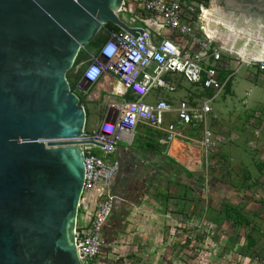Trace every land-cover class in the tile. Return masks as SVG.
<instances>
[{"label":"water","instance_id":"obj_1","mask_svg":"<svg viewBox=\"0 0 264 264\" xmlns=\"http://www.w3.org/2000/svg\"><path fill=\"white\" fill-rule=\"evenodd\" d=\"M122 2L0 0V264H80L73 232L88 142L66 73L105 24L142 35L119 19ZM238 2L264 25V0Z\"/></svg>","mask_w":264,"mask_h":264},{"label":"rangeland","instance_id":"obj_2","mask_svg":"<svg viewBox=\"0 0 264 264\" xmlns=\"http://www.w3.org/2000/svg\"><path fill=\"white\" fill-rule=\"evenodd\" d=\"M184 2L198 6L209 0ZM123 20L128 21L127 17ZM107 36L103 26L95 36L100 39L98 46L81 49L74 61L79 66L69 70L67 82L78 95L75 82L80 80V71ZM230 66L231 84L210 103L207 125L214 146L203 169L190 173L167 158L147 182L150 178L142 179L141 168L132 173L133 156L123 154L115 189L126 190L130 199L148 192L160 197L151 199L157 202L153 211L148 198L145 206L132 204L128 211L113 212L104 232L105 264H264V73L245 64ZM181 84L183 88L172 93L175 100L195 99L194 104H201L208 99L202 90L184 80ZM153 100V94L145 99ZM81 107L87 112L83 132L88 137L98 134L102 122L116 118L115 110L102 102L81 100ZM167 119L173 121V115ZM135 145L133 139L117 147L132 150ZM148 216L154 224L143 223ZM243 218L248 225L242 223ZM247 237L253 240L252 247Z\"/></svg>","mask_w":264,"mask_h":264},{"label":"built area","instance_id":"obj_3","mask_svg":"<svg viewBox=\"0 0 264 264\" xmlns=\"http://www.w3.org/2000/svg\"><path fill=\"white\" fill-rule=\"evenodd\" d=\"M197 9L199 13L184 0H123L119 19L129 28L141 29L142 35L137 33L134 38L121 29L109 32L97 54L80 71L77 91H83L81 82L91 87L103 76H109L121 87L113 96L124 99L130 93L135 97L133 101L109 103L115 110V120L102 122L97 135L81 137V142L88 143L80 144L84 180L73 232L80 264H105L103 234L117 198L111 184L120 168L118 160L112 157L120 141L131 143L139 124L164 132L167 143L181 140L199 145L207 163L214 146L213 133L207 125L212 111L210 103L227 87L232 75L219 79L216 66L222 60L221 49L205 33L203 8ZM167 31L177 39H184L187 47L164 36ZM253 65L264 73V61L247 66ZM167 75H177L186 83L211 92L212 96L201 104L181 101L175 108L164 99L146 103L144 99L152 91H174L165 80ZM171 115L173 121H168ZM193 130L198 131L200 138L190 135ZM93 190L97 192L95 196L90 194Z\"/></svg>","mask_w":264,"mask_h":264},{"label":"crops","instance_id":"obj_4","mask_svg":"<svg viewBox=\"0 0 264 264\" xmlns=\"http://www.w3.org/2000/svg\"><path fill=\"white\" fill-rule=\"evenodd\" d=\"M189 4H192L194 6V3ZM199 6L203 8V12L208 9L207 11H209L210 14L212 13L211 19L207 21H205L204 19L205 22L203 23V25L207 28L209 21V25L211 28H209L208 32L211 33L209 35L212 36L211 39L213 40V45L221 49L222 60L216 66L218 77L220 80H225L227 77L232 75V69L230 66L231 64H238L240 66L242 64H245L247 66L251 62L264 60V25L262 23V20H260L256 16L257 14L255 12H252L251 9H246L244 7L245 5L242 4V2H238V0H209L207 5L200 3L198 6H194L196 8V11H198L199 8L197 9V7ZM249 26H251V29L249 28ZM163 35L174 39L181 47H187L186 41L184 39H177L168 31ZM253 66L256 67L255 65ZM165 80L170 86L174 88V91H152L151 94H153L154 100L152 102H146L145 99L148 97L147 96L144 99L146 103H154L157 99H164L172 107L175 108L178 103L182 101H177L172 97V93H174L177 89L183 88L181 84V82L183 81L182 78L177 75H167L165 76ZM77 82L78 81L75 82V85ZM231 82L232 77L230 78L227 86L231 84ZM120 89V84L115 78L103 76L96 84L85 89L83 88V91H79V93L82 102H102L108 105L111 102H116L115 99H122L113 96L114 93L120 91ZM198 89L199 88H197V90ZM211 96L212 94L207 97L210 98ZM190 99H193V97H191ZM194 100L195 99L190 100L189 102H194ZM196 138H200V135H198V137ZM133 139L136 145L134 148H132V150L120 149L117 147V150L112 158L118 160V162L120 163V168L122 170L121 165H123V154L133 156V158L131 159L133 160L132 173L135 172L136 168H141L143 170L142 179L150 178L147 182H150L151 179H153L151 173L160 171L161 165L166 163L167 158L172 159L174 162L180 165L181 168L190 173L199 172L204 167L205 163L203 150L197 144H191L189 142L181 140L167 143L164 132L148 127L145 124L138 125L131 140L133 141ZM120 142L127 143L124 140ZM96 153L98 155H101L99 154V151H97ZM177 156L183 158L184 162L180 161ZM118 175L119 172L111 184V191L117 197L113 212L120 210L122 211V209L128 211V206H131L132 204H140L141 207L145 206L147 204L144 203V200L148 198H150V201L148 202L150 210L153 211L152 209H154V207H157V202L152 201L151 199L155 200L156 198L160 197L159 194L148 192L145 194L134 195L133 199H130L129 196L131 195H129L126 190L121 193L119 192V190L117 191L114 184L116 179L118 178ZM90 194L91 196H95L97 192L96 190H93L90 192ZM135 199L138 202L133 203ZM144 220L145 221L143 223H147V225L154 224L153 218L150 219L149 216L145 217ZM103 240L105 241L104 234Z\"/></svg>","mask_w":264,"mask_h":264},{"label":"trees","instance_id":"obj_5","mask_svg":"<svg viewBox=\"0 0 264 264\" xmlns=\"http://www.w3.org/2000/svg\"><path fill=\"white\" fill-rule=\"evenodd\" d=\"M104 28L108 31V33L109 32H119L120 30H119V28L118 27H116V26H114V25H112L111 23H107V24H105L104 25ZM107 38H108V36H107ZM106 38V39H107ZM100 43V39L99 38H94L87 46H90V47H96V46H98V44ZM76 65H78V64H74L73 65V67H72V69L76 66ZM70 71H68L67 73H66V78H67V75H68V73H69ZM80 77V76H79ZM68 81V80H67ZM69 87H70V90H71V92H73L74 94H76V96L78 97V99H79V105H81V97H80V95H78L75 91H73V89L71 88V86L69 85ZM202 92H206V94L208 95V96H210V94H212L211 92H208V91H202ZM124 100H126V101H133V100H135V97L132 95V94H130V93H128L127 95H125V97H124ZM85 114L87 115V112H86V110H85ZM190 135L191 136H194V137H198V131H196V130H193L191 133H190ZM227 208V207H226ZM233 209V208H232ZM232 209H229L230 211L232 210ZM233 213H235V214H238L239 212L237 211V210H233ZM242 218V217H241ZM242 223H245L246 225H248V222L243 218L242 220ZM247 239H248V243H249V247H252L253 245H254V242H253V240L250 238V237H247ZM104 260V259H103Z\"/></svg>","mask_w":264,"mask_h":264},{"label":"bare ground","instance_id":"obj_6","mask_svg":"<svg viewBox=\"0 0 264 264\" xmlns=\"http://www.w3.org/2000/svg\"><path fill=\"white\" fill-rule=\"evenodd\" d=\"M208 10V9H207ZM207 10H205L204 12H203V17H202V22L204 23L205 21H207V20H210L211 19V17H212V13L210 14V12L209 11H207ZM209 16V17H208ZM204 19H205V21H204ZM259 27V26H258ZM209 28H211L210 27V25H209V21H208V25H207V28H206V26H205V33L206 34H208L207 36L209 37V38H212V36L211 35H209V34H211L210 32H208V30H209ZM249 28L251 29V26H249ZM264 59V58H263ZM262 59V60H263ZM264 61V60H263ZM111 83V82H110ZM100 86H101V84H100ZM102 88V87H101ZM179 145V144H178ZM181 147H182V145H181ZM185 147V146H184ZM182 149V148H181ZM177 151V150H176ZM179 151V150H178ZM178 153V152H177ZM179 154V153H178ZM176 157V156H175ZM178 157V156H177Z\"/></svg>","mask_w":264,"mask_h":264}]
</instances>
